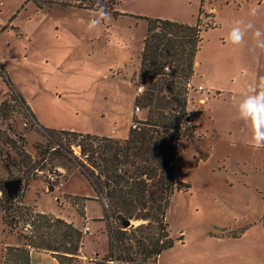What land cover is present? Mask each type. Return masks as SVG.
<instances>
[{"label":"rangeland","instance_id":"obj_1","mask_svg":"<svg viewBox=\"0 0 264 264\" xmlns=\"http://www.w3.org/2000/svg\"><path fill=\"white\" fill-rule=\"evenodd\" d=\"M65 1L0 0V204L16 216L3 219L0 209V264L6 246H25L20 234L34 233L32 224L24 229L32 219L20 215L24 208L66 218L81 229L84 206L75 205L74 196L86 198L76 197L86 205L91 232L82 235L71 263L106 264L108 252L103 198L73 159L80 155V146L64 134L62 149L53 147L14 101L2 70L37 121L51 128L123 141L132 121L142 126L161 111L180 112L179 132L172 133L180 144L175 179L190 187L172 193L165 220L174 243L180 235L186 242L163 250L157 264H190L191 254L203 252L196 241L207 229L216 233L214 226L238 228L252 222L251 234L238 243L237 264H264V146L253 147L250 121L239 112L242 93L264 80V49L257 47L264 36H254L257 29L264 32V0H121L117 8L122 14L107 13V19L91 30L88 23L98 11ZM146 18L188 24L200 19L198 64L189 80L193 87L205 86L207 99L200 101L203 94L183 85L175 86V95H170L158 81L151 103L134 113L140 104L138 71ZM207 23L214 27L204 30ZM233 27L243 33L239 44L231 41ZM142 85L141 93L146 89ZM182 98L183 111L178 108ZM200 153H206L204 159ZM27 173L34 178L25 181ZM14 178L21 179L20 191L8 202L3 184ZM141 222L130 220V225ZM206 250L209 258L211 248ZM55 259L49 251L29 250V264H57Z\"/></svg>","mask_w":264,"mask_h":264},{"label":"trees","instance_id":"obj_2","mask_svg":"<svg viewBox=\"0 0 264 264\" xmlns=\"http://www.w3.org/2000/svg\"><path fill=\"white\" fill-rule=\"evenodd\" d=\"M120 2L121 0H99L98 4L97 0H66L63 3L96 11L103 6L107 13L117 16L122 14L117 8ZM146 20L138 71L139 82L146 83L145 91L137 99L142 105L151 103L155 83L158 81L170 95H175V86H182L193 74L194 58L201 40L199 18L195 24L168 18ZM210 27L214 25L207 23L204 30ZM166 65L169 71L164 70ZM1 74L14 101L39 126L53 147L62 149L64 142L61 135L64 134L72 135V140L80 146V155L73 156L75 164L104 201L102 220L107 228L108 252L103 261L106 264H156L158 255L174 244L165 220L170 196L174 191H187L190 187L189 183L175 179L174 159L180 144L174 142L172 133L177 135L179 132V125L182 123L180 112L176 115L161 111L158 116L144 121L142 126L130 128L123 141L104 135L51 128L37 121L30 106L13 87L3 70ZM172 98L175 99L174 96ZM181 100L182 104L178 106L180 110L185 104V100ZM3 105L6 106V103ZM58 154L63 156L61 151ZM24 177L28 181L34 175L27 173ZM74 197L75 205L82 203L84 206V202L78 199L85 200V197ZM5 198L10 202L14 197L7 195ZM0 209L3 219H15L9 206L0 204ZM24 209L20 215L32 218L30 223L34 233L20 234L25 246H6L4 264H29L30 248L49 251L59 264H72L71 261L77 258L81 247V231L72 223L52 216L51 213L33 214L28 208ZM126 220L143 222L134 227L130 225L127 230L122 225ZM142 229H151V232L145 235L133 234ZM241 232L242 229L237 232H218L216 235L227 233L238 236ZM131 238L136 246L135 250Z\"/></svg>","mask_w":264,"mask_h":264},{"label":"crops","instance_id":"obj_3","mask_svg":"<svg viewBox=\"0 0 264 264\" xmlns=\"http://www.w3.org/2000/svg\"><path fill=\"white\" fill-rule=\"evenodd\" d=\"M197 64H198V61L194 58L193 69H194V66ZM193 77H194V74L192 75V79ZM82 217H85V219L88 220L89 222L90 219H87L86 217V205H84V215ZM63 219L74 225L72 221L66 218H63ZM252 224L254 223L252 222L245 226L238 227L239 229L237 227L234 228V227H220V226H214L211 228L213 230L217 229L218 232H224V231L228 232L232 230L234 231L237 229L238 230L242 229V232L238 236H232L227 233H225V235H216L218 232L212 233L211 231H209L210 228L207 229L205 232L202 233V237L196 241V243H198L197 245L198 248L201 249V251L203 250V252H201L198 256H194L191 254L188 257L189 260L190 259L193 260L191 261L190 264H237L238 263L237 259L239 255L238 243H240L241 241H245L246 238L244 237L251 234L250 227L252 226ZM185 242L186 241L182 235H180V237H178L175 241V243L177 244H185ZM209 248H211L210 250L211 256L207 258L206 249H209ZM205 260L207 261L205 262Z\"/></svg>","mask_w":264,"mask_h":264},{"label":"clouds","instance_id":"obj_4","mask_svg":"<svg viewBox=\"0 0 264 264\" xmlns=\"http://www.w3.org/2000/svg\"><path fill=\"white\" fill-rule=\"evenodd\" d=\"M99 4V0H97ZM252 14L256 15L257 9L253 8ZM107 12L103 6L99 7L98 14L90 19L88 23L89 30L96 28L101 19H107ZM252 25L249 24L248 27ZM233 44H239L243 39V33L239 27H233L229 33ZM255 37L264 36V32L257 29ZM258 48L264 49V41L257 44ZM243 95V100L239 103V112L241 118L250 121L253 132V147L259 148L264 146V80L255 86L249 87Z\"/></svg>","mask_w":264,"mask_h":264},{"label":"built area","instance_id":"obj_5","mask_svg":"<svg viewBox=\"0 0 264 264\" xmlns=\"http://www.w3.org/2000/svg\"><path fill=\"white\" fill-rule=\"evenodd\" d=\"M164 70H165V71H169V68H168L167 65L164 66ZM190 78H191V77H189L186 81H184L182 85H183L188 91H189L190 89H193V90L197 91L198 93L203 94L205 97L200 98V99H199L200 101H204L205 99H207V98H208V91H207V89L205 88V86H204L203 84H197L195 87H193V85L191 84V82H190V80H189ZM139 83H141V82H139ZM142 83H144V82H142ZM142 83H141L140 85H138V87H137V90H138L137 94H138L139 96L142 94V93H141V91H142V89H143V85H142ZM144 84H146V83H144ZM139 96H138V97H139ZM183 99L185 100V98H183ZM138 103H140V102H138ZM140 108H142V103H140L139 105H137V106L135 107V111H134V113H135V114H138ZM131 128H138V122H136V121H132V123H131ZM49 176H50L51 179H53L52 175H49ZM30 224H31L30 222H27V223L25 224V226H24V229H25V230L30 229V227H31ZM79 230L81 231L82 235H86V234H88V233L91 232L90 227H89V225H88V220L84 219V224H83L82 228L79 229ZM55 260H56V259H55ZM56 262H57V260H56ZM110 262H112V261H110ZM57 264H59V263L57 262Z\"/></svg>","mask_w":264,"mask_h":264},{"label":"water","instance_id":"obj_6","mask_svg":"<svg viewBox=\"0 0 264 264\" xmlns=\"http://www.w3.org/2000/svg\"><path fill=\"white\" fill-rule=\"evenodd\" d=\"M177 103L180 104V100H177ZM203 154H206V153H200V157L202 159H204ZM3 186H4L8 196H15L20 191L21 179L20 178H14V179L6 180L3 184ZM122 225L124 227L130 225V220L123 221Z\"/></svg>","mask_w":264,"mask_h":264}]
</instances>
